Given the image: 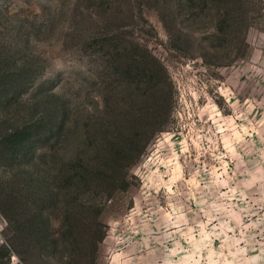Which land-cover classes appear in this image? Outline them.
<instances>
[{"label":"rangeland","instance_id":"1","mask_svg":"<svg viewBox=\"0 0 264 264\" xmlns=\"http://www.w3.org/2000/svg\"><path fill=\"white\" fill-rule=\"evenodd\" d=\"M26 124L31 150L83 161L144 147L110 197L94 188L103 239L92 213L71 250L52 243L64 193L13 136L0 264H264V0H0V143Z\"/></svg>","mask_w":264,"mask_h":264},{"label":"trees","instance_id":"2","mask_svg":"<svg viewBox=\"0 0 264 264\" xmlns=\"http://www.w3.org/2000/svg\"><path fill=\"white\" fill-rule=\"evenodd\" d=\"M111 51L110 59L112 56H115V52ZM115 61L118 62L117 59L110 62L109 69H116L121 64H114ZM124 64L128 69H132L130 62H124ZM7 106L12 107L9 100ZM66 114L67 112L63 116ZM44 119L41 118V122ZM41 122H38L36 125L37 131L45 133L46 136L55 135L54 133L59 130V127H63L61 123L60 126H49L48 128L39 130L38 126ZM28 129L34 128H32V125L26 124L12 130L13 133L0 143V154L7 153V150L10 151L15 146L12 142L15 139L13 136L18 138L23 137L19 143V154H21L23 159L28 158L27 164L29 166L26 165L28 173L33 171L35 177L39 179V187L42 189L47 185L45 180H51V183L55 184L56 188H54L55 190L50 195L64 193L66 198L56 206L60 207V214L62 215L61 226L64 227L65 233L56 234L52 241L53 245L69 246L71 250L77 249L76 246H84L82 238L84 233H81L80 229L82 227L86 229L84 221L88 218V215L93 213L91 219L94 225L101 227L99 236L91 242L92 246H97L105 236L107 227L98 221L101 208H98L99 204L94 205V199L91 196L94 188H100V191H103V199L110 197L115 188L121 187L118 186L119 184L116 181L124 184L128 163L137 157L144 144L141 145V140L137 138L138 135L136 134L126 141L125 146L130 145V147L124 148L123 152L114 151L112 148L102 149V151L97 152L91 151L88 153V159L83 161V155L76 157L72 151L59 153L53 150V148L45 146L40 148L41 150H31V139L29 136H26ZM98 131L97 128L95 132ZM95 132L92 134V137L98 139V135ZM132 150H136L137 152H132ZM34 194L30 193V195ZM13 204L19 205L18 208L21 207L19 201L16 199H14ZM30 225H32L31 221Z\"/></svg>","mask_w":264,"mask_h":264}]
</instances>
